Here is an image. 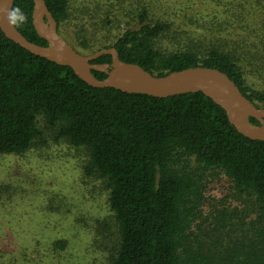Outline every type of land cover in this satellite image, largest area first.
<instances>
[{"label": "trees", "instance_id": "obj_1", "mask_svg": "<svg viewBox=\"0 0 264 264\" xmlns=\"http://www.w3.org/2000/svg\"><path fill=\"white\" fill-rule=\"evenodd\" d=\"M77 1L44 3L58 35L78 53L113 47L122 62L157 77L191 67L217 69L264 108V80L255 75L264 74V0H171L195 29L172 28L162 13L167 0L105 1L97 15ZM12 7L27 16L16 30L46 46L32 25L33 2L14 0ZM202 7H209L203 17ZM109 28L111 37L91 33ZM167 36L173 42L169 51L158 45ZM110 61L104 55L92 63ZM38 118L54 141L84 148L85 173L104 181L119 237L108 264H264V141L239 134L203 94L157 98L93 88L70 68L32 55L0 31V155L46 144ZM213 174L227 178L232 195L243 203L241 239L204 242L193 231L203 178ZM238 211H217L219 235L232 228L228 216Z\"/></svg>", "mask_w": 264, "mask_h": 264}, {"label": "rangeland", "instance_id": "obj_2", "mask_svg": "<svg viewBox=\"0 0 264 264\" xmlns=\"http://www.w3.org/2000/svg\"><path fill=\"white\" fill-rule=\"evenodd\" d=\"M94 1L77 3L95 15L112 4V0ZM164 7L162 13L172 28L195 29L180 11H175L173 1H165ZM208 12L209 7L200 9L202 17ZM95 26L100 29L98 21ZM119 27L120 30L122 25ZM91 33L101 39L102 35L111 37L113 31L109 28L102 34ZM170 39H161L159 47L171 50ZM98 43L97 40L93 44ZM252 62L257 64L256 56ZM255 75L260 82L264 80L263 73ZM41 120L38 118V128L43 130L46 144H37L20 154L0 155V264H108L119 237L108 209L104 181L85 173L89 158L84 148L54 141L53 132ZM202 183L205 190L199 219L193 225L195 235L204 242L218 236L221 241L228 237L241 239L243 203L232 195L230 182L213 174L205 175ZM232 208L239 210L228 216L226 223L232 228L224 227L227 232L219 235L215 230L217 211L230 212Z\"/></svg>", "mask_w": 264, "mask_h": 264}, {"label": "water", "instance_id": "obj_3", "mask_svg": "<svg viewBox=\"0 0 264 264\" xmlns=\"http://www.w3.org/2000/svg\"><path fill=\"white\" fill-rule=\"evenodd\" d=\"M31 20L36 34L45 40L46 46L27 41L14 26L9 24L5 10L14 0H0V31L3 35L34 56L57 65L70 68L73 73L93 88H112L128 94H143L167 98L187 93H201L219 106L228 122L244 137L264 141V108L256 107L241 94L227 75L209 67H191L157 77L133 63L119 59L113 47L100 49L89 55L75 51L57 33V25L50 15L44 0H31ZM109 55V64H93L92 61ZM91 71L105 74L97 79ZM249 118L258 122L251 123Z\"/></svg>", "mask_w": 264, "mask_h": 264}, {"label": "clouds", "instance_id": "obj_4", "mask_svg": "<svg viewBox=\"0 0 264 264\" xmlns=\"http://www.w3.org/2000/svg\"><path fill=\"white\" fill-rule=\"evenodd\" d=\"M6 18L11 26H20L27 22V16L20 7H11L5 10Z\"/></svg>", "mask_w": 264, "mask_h": 264}]
</instances>
